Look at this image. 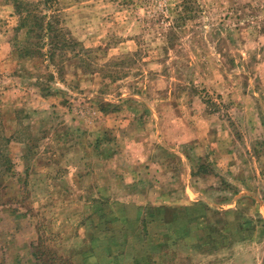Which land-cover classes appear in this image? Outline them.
I'll list each match as a JSON object with an SVG mask.
<instances>
[{
	"label": "rangeland",
	"instance_id": "obj_1",
	"mask_svg": "<svg viewBox=\"0 0 264 264\" xmlns=\"http://www.w3.org/2000/svg\"><path fill=\"white\" fill-rule=\"evenodd\" d=\"M0 264H264V0H0Z\"/></svg>",
	"mask_w": 264,
	"mask_h": 264
},
{
	"label": "trees",
	"instance_id": "obj_2",
	"mask_svg": "<svg viewBox=\"0 0 264 264\" xmlns=\"http://www.w3.org/2000/svg\"><path fill=\"white\" fill-rule=\"evenodd\" d=\"M23 5V2H18L17 3V6L21 9V6ZM28 8V7H27ZM19 9V10H20ZM29 9V8H28ZM30 10V9H29ZM22 13V12H21ZM28 19H38V20H40V24H39V26L38 27H36L35 25H31L33 22H31L30 23V25H31V31H35V32H37L38 33V36L39 37H42V38H45V36H46V30H45V28H47V27H45L44 26V22H45V17L43 16V15H38V14H33V15H31L30 17H28ZM25 20H27V18H25V19H22V22H21V27H26L27 25H26V22H25ZM40 32V33H39ZM54 38H52L51 40H50V43H51V45H50V47H51V49H54L55 47H57V42L56 41H54L53 40Z\"/></svg>",
	"mask_w": 264,
	"mask_h": 264
}]
</instances>
